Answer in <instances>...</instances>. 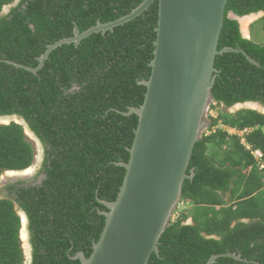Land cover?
Wrapping results in <instances>:
<instances>
[{
	"label": "trees",
	"instance_id": "trees-1",
	"mask_svg": "<svg viewBox=\"0 0 264 264\" xmlns=\"http://www.w3.org/2000/svg\"><path fill=\"white\" fill-rule=\"evenodd\" d=\"M145 0H0V117L19 115L41 141L42 170L29 182L20 180L0 190V264H24L20 233L26 212L33 247L32 264H82L104 231L109 209L124 183L139 117L126 115L145 101L154 59L159 1L136 19L94 33L78 45H52L97 25L130 14ZM264 12V0H228L219 50L243 49L216 58L212 89L219 116L211 126L252 130L242 137L222 129L195 145L182 201L191 208L173 220L160 239V253L149 264H207L212 256L241 255L246 261L221 257L215 264H264V114L227 109L245 102L264 104V42L243 36L239 17ZM263 24L264 17L259 21ZM262 153L261 164L253 152ZM36 153L24 126L0 125V175L32 167ZM42 175L46 177L38 182ZM261 192V198L258 195ZM228 195L231 201L228 200ZM193 224H186L189 218ZM217 237V238H214Z\"/></svg>",
	"mask_w": 264,
	"mask_h": 264
},
{
	"label": "water",
	"instance_id": "water-1",
	"mask_svg": "<svg viewBox=\"0 0 264 264\" xmlns=\"http://www.w3.org/2000/svg\"><path fill=\"white\" fill-rule=\"evenodd\" d=\"M156 1L145 0L130 14L109 23L98 22L85 32L75 28L73 37L49 45L37 68L11 63L37 73L58 47L78 45L94 33L114 30L142 15ZM158 1L152 73L149 80L141 82L147 87L145 101L126 113L136 114L139 125L129 162L119 164L127 170L124 183L115 202L101 201L109 209L103 212L105 228L89 258L83 252L74 257L82 264H149L152 254L160 253V239L182 203L184 183L196 175L194 170L188 174L195 145L211 126L208 112L214 102L212 89L219 73L215 67L217 56L244 53L252 64L260 65L243 49L218 48L228 0ZM258 14L264 17V12ZM229 18L242 26V17L231 12ZM253 104L263 110L253 108ZM231 109V113L251 109L264 114V105L259 102L239 103ZM16 117L31 132L25 119ZM3 118L8 117H0ZM29 171L12 172V181L29 177ZM17 209L24 213L18 206ZM221 257L246 261L241 255L226 253L212 256L207 264H215Z\"/></svg>",
	"mask_w": 264,
	"mask_h": 264
},
{
	"label": "rangeland",
	"instance_id": "rangeland-1",
	"mask_svg": "<svg viewBox=\"0 0 264 264\" xmlns=\"http://www.w3.org/2000/svg\"><path fill=\"white\" fill-rule=\"evenodd\" d=\"M19 1L20 0H17V2H15L14 4H17ZM6 9H8V8H5V10L3 11V13L1 15H6V13L8 12V10L10 8L8 10H6ZM253 17H254V19L250 18V17L249 18H245L246 19V28H245L246 30L243 28L244 18L241 21L242 22V30L245 31L244 32V36L246 38H249L251 36V38L253 37L252 40H255L258 43L264 42V30L262 28L263 24L259 23V21H261L260 19H262V18L260 16V14L253 15ZM249 28H251L250 31H249ZM213 106H214V104H213ZM257 109H261V108H257ZM232 110L233 109H231V108L227 109L228 112H231ZM211 111H212V112H210L212 114L211 116H214L215 118H217L218 117V112H219V107L218 108L217 107L213 108V110H211ZM9 118L10 119L3 118L2 121H0V124L1 125H9L12 122H16L18 124H21L20 120L18 121V118L16 116H11ZM210 129L211 128H209L205 133L210 134L209 133V132H211ZM25 133L27 135L28 141L33 145L35 153H36V157H35L34 163H33L32 167L30 168V171H29V172H31L29 174L30 176L24 178V180H31V179H33L36 176V174L39 173V171H40V169L42 167V161L44 159L45 150H44V147L41 146V144L36 140V137L31 132L26 130V127H25ZM257 156L259 157V154ZM258 164H260L259 165L260 168L263 167V165L261 164V161ZM6 177H7L6 173L0 175V190L3 189V185L5 184L4 179H6ZM12 177L13 176L9 175V177L7 179H12ZM22 178L23 177H20L18 180H20ZM4 197H6V195L0 193V199H3ZM258 197L261 198V192L258 195ZM228 199H229V201H231L230 200L231 199L230 195H228ZM262 199L264 201V193L262 195ZM190 208H191L190 204H186V203L183 202V204H181L179 206V209L176 212L177 215H175V219L178 217V215L190 210ZM22 223H24V221ZM24 228H26V230H27V223L24 224L22 226V228H21L20 239H21V244H22V248L24 250V255H25L24 264H29L30 263V259H31L30 258V254H31L30 253V246H29L30 236L28 234V230L25 232Z\"/></svg>",
	"mask_w": 264,
	"mask_h": 264
},
{
	"label": "clouds",
	"instance_id": "clouds-1",
	"mask_svg": "<svg viewBox=\"0 0 264 264\" xmlns=\"http://www.w3.org/2000/svg\"><path fill=\"white\" fill-rule=\"evenodd\" d=\"M19 3V2H18ZM14 5V4H13ZM18 5V4H17ZM12 5H9V6H6L5 8H9L10 7V9L8 10V12L6 13V15L7 14H9L10 13V10H11V8H13V7H11ZM15 7V6H14ZM5 8H4V10H5ZM3 10V11H4ZM263 12V11H262ZM3 13V12H2ZM258 13H260V12H258ZM258 13H254V14H256V15H258ZM254 14H250V15H246V16H243L241 19H243V18H247V17H251V16H253ZM236 15V14H235ZM237 16V15H236ZM239 17V16H238ZM263 18V17H262ZM261 20V19H260ZM240 24V23H239ZM242 26L240 25V28H241ZM252 28V27H251ZM251 28H249V31H250V29ZM241 32H242V34H243V36H244V32L245 31H243L242 29H241ZM245 37V36H244ZM246 38V37H245ZM253 38V37H252ZM251 38V36L249 37V38H247V39H252ZM259 103H261V102H259ZM213 104H214V106H213ZM213 104L211 105V107H210V109H209V112H208V117H209V119L211 120V126H212V124H213V121H212V119H217V118H215L214 116H211L212 114L210 113V112H212L211 110H213V108H216L218 105H217V103L214 101L213 102ZM264 105V104H263ZM218 108V107H217ZM217 110V109H216ZM243 110V109H242ZM249 110H251V109H249ZM240 111V110H239ZM254 111H257V110H254ZM238 112V111H237ZM231 113V112H230ZM236 113V112H235ZM260 113V112H259ZM12 116H19V115H12ZM218 116H219V114H218ZM5 117H11V116H5ZM19 117H21V116H19ZM21 118H23V117H21ZM24 119V118H23ZM18 120H20L19 118H18ZM26 121V120H25ZM27 122V121H26ZM16 123V122H15ZM18 124V123H17ZM28 124V123H27ZM21 125V124H20ZM23 126V125H22ZM29 126V125H28ZM211 126H210V128H211ZM30 128V127H29ZM219 129H222L223 131H225V132H227V133H229L230 135H237V136H239V137H242V143L243 144H245L246 145V147L248 148V149H251V146L250 145H248L247 143H246V139L244 138V136H245V134H247V133H249V132H251L252 130H245V131H240V130H238V129H236V128H231V127H227V126H224L223 124H219L218 126H215V127H212L210 130L212 131V132H216L217 130H219ZM31 130V129H30ZM229 130H234V131H236L237 133H231ZM32 132V131H31ZM33 133V132H32ZM209 133H211V132H209ZM34 134V133H33ZM35 135V134H34ZM204 135H208L207 133H204ZM203 135V136H204ZM35 137H36V135H35ZM37 138V137H36ZM43 146V145H42ZM253 154H254V156H255V158L257 159V161H258V163L261 161V157H262V153L260 152V151H255V152H253ZM259 154V157L257 156ZM43 163H44V159H43V161H42V165H43ZM260 165V164H259ZM30 169V168H29ZM29 169H27V170H29ZM22 171H26V170H22ZM12 172H14V171H5V172H3V174H5L6 173V175H7V177H6V179H4V181L5 180H7V178L9 177V175H11L12 176ZM19 172V171H18ZM23 179V181H28V180H24V178H22ZM22 179H20V180H22ZM11 181H12V179H10ZM20 180H18V181H20ZM18 181H16V182H18ZM13 182V181H12ZM16 182H13V183H16ZM181 204H183V201H182V203ZM21 215V219H22V222H23V216L22 215H25V217H26V219L28 220V217L26 216V212H24L23 214H20ZM175 215H177V213L175 214ZM178 217H179V215H178ZM177 219V218H176ZM173 220H175V216H174V218H173ZM189 221V220H188ZM23 225L25 224V222L24 223H22Z\"/></svg>",
	"mask_w": 264,
	"mask_h": 264
},
{
	"label": "flooded vegetation",
	"instance_id": "flooded-vegetation-1",
	"mask_svg": "<svg viewBox=\"0 0 264 264\" xmlns=\"http://www.w3.org/2000/svg\"><path fill=\"white\" fill-rule=\"evenodd\" d=\"M250 18H253L254 19V17L252 16V17H250ZM42 167H43V165H42ZM42 167H41V169H40V171H39V173L41 172V170H42ZM38 173V174H39ZM36 176H37V174H36ZM36 176L33 178V179H31V180H28L29 182H31V181H33L35 178H36ZM46 176L45 175H42V176H40L39 178H38V182L39 181H41L42 179H44ZM23 180V179H22ZM12 183V181L10 180V179H7V180H5V184L3 185V189H5L6 187H7V185H9V184H11ZM17 206L19 207V205L18 204H16V209H17ZM20 208V207H19ZM18 210V209H17ZM21 210V209H20ZM18 214L20 215V212H19V210H18ZM21 216V215H20ZM26 216H27V214H26ZM28 217V216H27ZM22 226H23V224H22ZM27 230H28V234H29V236H30V239H29V246H30V263L29 264H32V260H33V258H32V254H33V247H32V244H31V235H30V231H29V220H27ZM21 234V233H20Z\"/></svg>",
	"mask_w": 264,
	"mask_h": 264
},
{
	"label": "bare ground",
	"instance_id": "bare-ground-1",
	"mask_svg": "<svg viewBox=\"0 0 264 264\" xmlns=\"http://www.w3.org/2000/svg\"><path fill=\"white\" fill-rule=\"evenodd\" d=\"M252 17V16H251ZM247 18H249V17H247ZM243 28L245 29L246 28V19L244 18V22H243ZM246 30V29H245ZM253 106V108H255L256 107V109L257 108H261L258 104H253L252 105ZM263 110V109H262ZM6 119H10V118H6ZM0 120H2V119H0ZM19 121V120H18ZM23 216V221L25 222V224L27 223V219H26V217H25V215H22ZM25 227V226H24Z\"/></svg>",
	"mask_w": 264,
	"mask_h": 264
},
{
	"label": "crops",
	"instance_id": "crops-1",
	"mask_svg": "<svg viewBox=\"0 0 264 264\" xmlns=\"http://www.w3.org/2000/svg\"><path fill=\"white\" fill-rule=\"evenodd\" d=\"M231 133L233 132V133H237L236 131H234V130H229ZM229 200V199H228ZM189 220H191L192 222H193V218L191 217V218H189Z\"/></svg>",
	"mask_w": 264,
	"mask_h": 264
}]
</instances>
